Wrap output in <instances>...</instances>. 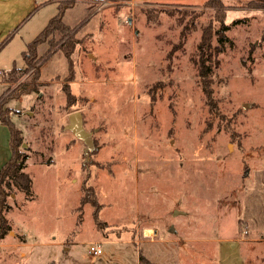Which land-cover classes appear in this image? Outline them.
<instances>
[{
  "label": "rangeland",
  "instance_id": "rangeland-1",
  "mask_svg": "<svg viewBox=\"0 0 264 264\" xmlns=\"http://www.w3.org/2000/svg\"><path fill=\"white\" fill-rule=\"evenodd\" d=\"M45 1L0 0V69L18 76L0 106L21 96L3 111L23 130L33 179L32 197L5 190L11 228L0 242L26 245L1 254L27 257L19 264H134L138 251L155 264H219L217 243H240L244 264H264V0H77L65 12L70 59L65 38L35 78L23 52L58 13V0ZM207 28L212 103L196 61ZM75 110L96 141L89 160L66 129ZM85 189L94 203L82 201ZM94 240L101 255L88 250ZM239 259L229 251L220 263Z\"/></svg>",
  "mask_w": 264,
  "mask_h": 264
},
{
  "label": "trees",
  "instance_id": "trees-1",
  "mask_svg": "<svg viewBox=\"0 0 264 264\" xmlns=\"http://www.w3.org/2000/svg\"><path fill=\"white\" fill-rule=\"evenodd\" d=\"M59 1V10L56 15H54L47 26L27 45V49L23 52V56L27 62L26 69L23 71L26 72L30 68L34 69L35 78L39 77L40 68H39V60L42 59L45 53H48L51 47L55 46L58 42L64 40L67 42V46L65 47V53L67 57L70 59V54L74 49L73 38H72V27L65 22V12L73 7L77 0H58ZM209 2L218 1L223 5L222 0H206ZM228 24H222V26L215 31L216 34H219L218 40L222 41L226 38L225 30L228 28ZM213 32L211 29H205L200 42L197 46V63H198V76L202 83L205 95L209 102L212 103V90L211 85L215 81V77L213 75V65L210 62V52H211V44H212ZM47 43L49 48L46 51H42L43 44ZM62 47V45L60 46ZM36 65V66H35ZM13 71L21 70L14 66L12 68ZM11 70V71H12ZM22 71V70H21ZM6 78V77H5ZM4 78V81H13L15 82L18 79V76L15 77L8 76L7 79ZM11 78V79H10ZM35 84H32L27 91L24 93H31L36 90ZM19 88V86H17ZM68 93V98L71 97V93ZM19 93L10 94L9 98H20ZM2 121L9 125L11 129V148H12V156L10 160L1 168L0 170V240L4 237V234L11 228V225L3 215V211L7 208V201L5 197V190L11 186L16 187L19 191L24 192L27 196H33V179L27 171L24 170V158L22 155V151L20 150V145L23 143V131L21 128L17 127L10 117L2 112ZM88 188V187H87ZM91 190L85 189V194L82 197V201L93 200L95 202V197H91ZM140 264H155L153 261L149 259L144 253H140Z\"/></svg>",
  "mask_w": 264,
  "mask_h": 264
},
{
  "label": "crops",
  "instance_id": "crops-1",
  "mask_svg": "<svg viewBox=\"0 0 264 264\" xmlns=\"http://www.w3.org/2000/svg\"><path fill=\"white\" fill-rule=\"evenodd\" d=\"M48 1L50 0H46L44 3H42L41 5H45ZM88 1V0H87ZM134 1H179V0H134ZM183 1H204V0H183ZM227 6H243L244 4H247L249 2L252 1H262V0H222ZM9 31V30H8ZM7 30H5V28L1 31V36L5 35L7 32ZM6 37V36H4ZM23 67V66H20ZM6 71H2L0 69V99L3 97V95L5 94V91L8 87V83L7 81H4V78L2 77V75L5 73ZM13 99H17L19 100L20 98H12L9 100V102H7L4 107L0 106V170L1 168L10 160L11 156H12V148H11V129L9 127L8 124H6L5 122L2 121V112L3 109L8 108V107H14L11 105L12 100ZM13 115L10 116V119L12 120V122L16 125V123L14 122ZM20 128V127H19ZM22 130V129H21ZM23 131V130H22ZM24 135V133H23ZM3 241L0 242V263L2 262V264H19L21 262V260H24L25 256H23V254H25L24 251H21V254L23 256V258L18 259L16 258V256L13 255H4L1 254V250H8L9 252L13 253V251L16 250H20L24 245H26V243H2ZM226 244H230V243H226ZM229 251L236 252V255L240 256L241 259V264H244V260H243V255H241V246L240 243H236V245H224L223 243H217V261L219 264H221V257L222 255H225L226 253H228ZM104 252V249H103ZM7 258L8 260L6 261ZM108 260V258H106ZM239 259V260H240ZM46 263L49 262L48 260L45 261ZM54 263V262H53ZM78 262H72V264H75ZM132 263L134 264H140V258H139V252H136V255L133 256L132 259ZM56 264V263H54ZM80 264V263H78Z\"/></svg>",
  "mask_w": 264,
  "mask_h": 264
},
{
  "label": "water",
  "instance_id": "water-1",
  "mask_svg": "<svg viewBox=\"0 0 264 264\" xmlns=\"http://www.w3.org/2000/svg\"><path fill=\"white\" fill-rule=\"evenodd\" d=\"M248 103H245L246 107ZM69 122L66 124V129L71 130L78 138L82 139L86 145L85 147V157L89 160L90 154L93 150L97 148L93 132L87 130L84 126V117L81 110H75L69 113ZM26 146V143H24Z\"/></svg>",
  "mask_w": 264,
  "mask_h": 264
},
{
  "label": "built area",
  "instance_id": "built-area-1",
  "mask_svg": "<svg viewBox=\"0 0 264 264\" xmlns=\"http://www.w3.org/2000/svg\"><path fill=\"white\" fill-rule=\"evenodd\" d=\"M89 252L94 255H101L103 253L102 241L94 240L89 243Z\"/></svg>",
  "mask_w": 264,
  "mask_h": 264
},
{
  "label": "flooded vegetation",
  "instance_id": "flooded-vegetation-1",
  "mask_svg": "<svg viewBox=\"0 0 264 264\" xmlns=\"http://www.w3.org/2000/svg\"><path fill=\"white\" fill-rule=\"evenodd\" d=\"M96 142V141H95Z\"/></svg>",
  "mask_w": 264,
  "mask_h": 264
}]
</instances>
